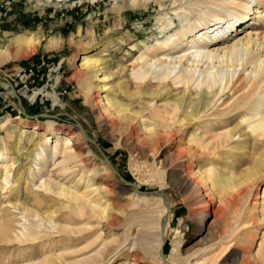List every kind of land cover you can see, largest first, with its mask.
Returning <instances> with one entry per match:
<instances>
[{"label": "rangeland", "instance_id": "1", "mask_svg": "<svg viewBox=\"0 0 264 264\" xmlns=\"http://www.w3.org/2000/svg\"><path fill=\"white\" fill-rule=\"evenodd\" d=\"M247 1L252 10L247 12L240 30L233 32L226 44L235 40H230L234 35L239 38L246 32L256 38L257 43L264 38V6L260 5L259 9L262 15L256 14L257 1ZM124 2L0 0V76L11 84L0 79V124L7 120L11 125L8 134L0 130V139H9L20 131L21 125L27 126L19 147L5 151V145L0 142V153H6L8 163H12L8 183L5 188H0L3 191L0 192V209L11 213L16 222L15 239L0 242V264H41L39 261L49 254L61 264H160L156 260V251L149 247L148 253L142 246L143 242L156 239L155 222L163 209L162 203L155 201L159 195L153 192L157 191L166 195L161 199L167 202L172 214L162 248L165 259L168 257L175 264H203V260L215 254V264H231L235 257V264H264V258L257 254L264 231L261 216L264 177L253 187L239 219H227V234L230 235L222 236L216 242L231 243L232 248L220 253L212 232L220 234L226 215L223 205H218L215 193L207 190L202 192V195L207 193L204 198H194L192 192L177 189L170 181L173 179L171 168L180 162L188 166L187 172L195 178L198 166L203 169L206 163L200 162L201 151L192 154L191 161L180 160L172 155L175 143L166 147L161 142H153L147 136L152 126L142 127L137 122L138 115L134 118L138 125L132 127L125 119L119 121L116 113L101 107L109 96L140 110L143 103L136 94L145 90L131 77L132 61L171 33L176 36L183 33L182 38H190L192 32L205 26L190 32L186 23L193 20V13L162 11L153 0L146 9L124 10L119 15L117 6ZM30 33L40 36L39 43L28 47L17 44ZM252 44L254 49H259V45ZM179 46L170 54H180L184 46ZM222 46L221 40L217 42L216 47ZM260 52L264 53V43ZM6 54L9 58L3 60L2 56ZM86 55L103 61L84 70L79 65ZM202 64L195 74L199 79L205 74L201 70L206 63ZM219 68L213 70L212 75H230V69ZM102 73L106 74L105 80L101 79ZM244 75L247 76L248 71L240 72V78ZM246 81L248 84L249 78ZM245 89L234 95L227 92L223 104L219 105V101L207 111V114L213 113L212 116L199 120L202 122L199 132L206 131V136L223 132L225 129L220 122L223 113L233 103L240 102ZM148 113L147 110L141 115L146 118ZM39 114L49 116H37ZM32 125L38 126L37 131ZM79 126L96 146L84 140ZM49 127L78 135L72 158L65 163L68 170L64 173L59 170L58 163L62 154L50 156L49 148L55 137L49 142L46 156L37 157L41 138L46 135L43 129ZM190 132L189 129L187 134ZM29 135L33 137L30 139ZM179 143L184 153L193 152L194 148L187 144L186 138ZM59 144L62 147V140ZM102 155L121 178L136 184L144 193L127 190L131 187L109 168ZM17 173H21L18 179ZM48 180L77 195L82 194L83 198L49 192L45 198L41 197L42 203L26 200L31 192L35 193L34 198L40 194V185ZM85 199L95 204L90 205ZM206 203L213 207L215 214L209 213L202 228L197 230L194 220ZM164 206L166 208V204ZM191 212L198 214L194 216ZM26 229L35 230L32 239ZM253 238L255 243L252 244Z\"/></svg>", "mask_w": 264, "mask_h": 264}, {"label": "bare ground", "instance_id": "2", "mask_svg": "<svg viewBox=\"0 0 264 264\" xmlns=\"http://www.w3.org/2000/svg\"><path fill=\"white\" fill-rule=\"evenodd\" d=\"M153 1L157 6L161 7L162 11H171L176 14L182 10L184 12L188 11L190 14L193 13V20L191 22L189 20L186 23L188 25L187 29L190 32L196 30L199 26L201 27L203 24L205 26L192 32L190 38H182L185 36L183 33L179 36L171 33L163 40H157L154 45L150 46L148 51L146 50L147 53H141L132 61L131 77L136 79L145 90L144 93L136 94L137 99L143 103L140 110H134L121 101L109 96L106 98V103L101 105V107L106 111L116 113L119 121H124L125 119L126 124L132 127L138 125H135L134 122V118L138 115L137 122L142 127L152 126L147 136L153 142H161L166 147L175 143L172 155H176L180 160L187 159L191 161V155L193 154L194 156L195 152L200 153L201 151L202 158L200 162L204 161L206 163L203 169L198 166L195 172V178L191 177L188 173V166L180 162L175 164L176 167L171 168L173 179L171 178L170 181L173 187L192 192L191 194L194 195L191 196H195L194 198H204L207 193H203L202 195V192H206L207 190L215 193L218 205H223V210L226 215L224 225L219 231L220 234L218 235V231L212 232L213 240L216 242L218 238L222 236L226 238L230 235L229 233L227 234V219H239L244 203L250 196L253 187L264 177V53L260 52L264 38L257 43L256 38L253 39L250 33L246 32L244 36L239 38L234 35L230 40L233 38L235 40L230 44H226L228 37L232 36L233 32L237 33L240 30V26L245 22L244 19L247 12L252 10L250 2L247 0ZM252 1H257L255 3L254 13H261L262 15V11H259V9L260 5L264 6V1ZM149 3L150 0H125L124 4L117 6L119 8L116 9L117 13L121 15L124 10L146 9ZM206 22L208 25H206ZM183 28L181 30L184 31ZM30 34L28 37L19 39L17 44L28 47L39 43L40 36ZM220 40L223 46L216 47L217 42ZM253 42L255 45L260 46L258 50L253 48ZM180 44L184 46L181 51L179 50L180 54L176 56L170 54V51L180 47ZM17 48L19 47L17 46ZM2 58H4L3 60H7L9 56L6 54ZM102 61L101 58L86 55L82 58L79 66L87 70L94 68L97 63L99 64ZM200 63H206V66L201 70V73L205 74L199 79L195 74L197 71H200ZM218 67L230 69V75L220 77L216 76L215 73V75H212L213 70H217ZM118 68H120V71H123L120 65ZM242 70L248 71V75L240 78V72ZM248 78L249 83L247 84L246 80ZM101 79H106L105 73H102ZM244 87L246 88L245 93L240 102L233 103L223 113L222 119H220L221 125H223V129L225 130L208 136H206L207 134L204 130L199 132L200 128H202L199 127L202 124L199 120L210 115L212 116L213 114H207V111L213 108L219 101L221 102L219 105L223 104L222 99L227 97V92L231 91L232 95H234ZM150 88H153V90ZM159 101L160 104L158 105L157 103ZM147 110L149 113L144 118L141 113L143 114ZM9 124L7 120L3 121L0 124V130L8 134L10 132V128L8 127H11ZM26 127V125H21L20 131L15 136H10L11 138L9 139L5 137L0 139V142L5 145V151H8L12 147H19V143L23 139L22 136L26 132ZM32 128L34 131H37L38 126L32 125ZM188 128L191 132L187 134ZM43 133L46 135L41 138L43 140L41 141L40 153L37 156L38 159L46 156V149L48 148L49 142L52 137H55L53 145L49 148L50 156L54 157L57 153L62 154V160L58 163L60 165L59 170L64 173L68 170L65 167V163L72 158V149L76 145V136L78 135L74 132L68 133L67 131H61L60 129L52 127L43 129ZM137 134L135 136L139 138L140 135L138 134V136ZM32 137L33 135H29L30 139ZM183 137L187 139V144L192 145L194 148L193 152L188 150V152L184 153V150H181L179 142ZM60 140H62V147L59 144ZM11 164L8 163V155L6 153H0L1 189L5 188V185L8 183ZM44 164L46 162H43ZM20 176L21 173H17V179ZM39 188H42L40 194L34 198L33 194L35 193L31 192V196H27L26 200H30L33 203H42V198H45L46 193L49 192H55L59 196L64 194L71 198H83L82 194L79 193L77 195L76 192L74 193L68 188L50 180L42 182ZM127 190L131 191L134 188H127ZM257 195L258 191H256L255 196L257 197ZM155 198V201L158 203L161 202L163 206L159 218L155 222L157 231L156 239L155 241H145L142 243V246L148 253V248H153L156 251L155 256L157 262L166 264L159 254L161 235L165 236L169 230L172 214L169 213V209L167 210L165 208L164 205L167 202L164 199H161L160 196ZM262 198L261 216L264 218V189ZM206 199L208 198L206 197ZM85 201H88L90 205L95 204V202L91 204V201L88 199H85ZM208 205L209 203L205 204L200 216L197 212L198 216L196 213L191 212L194 216H197L194 220L197 230L202 228L203 220L209 213L215 214L213 207L210 208ZM4 212V209H0V242L8 243L10 240H13V237L14 239L16 237L14 226L16 222L14 223L15 219H13L11 213ZM28 212L30 214V211ZM33 220L35 219L33 218ZM160 222L164 224L161 231L159 228ZM34 229H26L30 238L32 236L31 234L35 231ZM260 239L257 254L261 258H264V231ZM228 242H231V240ZM253 243H255L254 238L252 239ZM215 245L219 246L220 253L227 252L232 248L231 243L227 244L223 241L216 242ZM221 245H224V247ZM216 257L217 255L214 254L203 261L205 264H215ZM54 258L49 254V257L39 262L41 264H61L60 261H54ZM166 259L167 263L175 264L174 260L168 257ZM236 261L235 257L231 261V264H235Z\"/></svg>", "mask_w": 264, "mask_h": 264}, {"label": "water", "instance_id": "3", "mask_svg": "<svg viewBox=\"0 0 264 264\" xmlns=\"http://www.w3.org/2000/svg\"><path fill=\"white\" fill-rule=\"evenodd\" d=\"M0 79H3V80L6 81L8 84H10V82H9L6 78L0 76ZM10 85H11V84H10ZM13 92H14V90H13ZM15 96H16V95H15ZM16 98L18 99V96H16ZM18 103H19V106H21L19 101H18ZM40 115H42V116H49V115H47V114H39V115H37V116H40ZM79 130L81 131L84 140H86V141L91 142L92 144H94V142H93L92 140H90V139H88V138L86 137L84 130H83L80 126H79ZM94 145H95V144H94ZM95 146H96V145H95ZM102 156H103V158H104V162H105V163L109 166V168H110V169H111V170H112V171H113V172H114V173L120 178L121 181H123L124 183H126L127 185H129V187H133V188H134V192H136V193H144L143 191H141V190L138 189V187L136 186V184L131 183V182H128V181H125L123 178H121V177L119 176V174L114 170V168L112 167V165L110 164V162L107 160V158H106L104 155H102ZM153 193L158 194V195H159L160 197H162V198H166V195H165L163 192H161V191H157V192H153ZM166 209H167V210L169 209L168 204H166ZM163 227H164L163 222H160V231L163 229ZM164 242H165V236L161 235L160 257L164 260V262H167L166 259L163 257V254H162V248H163ZM166 264H168V263H166Z\"/></svg>", "mask_w": 264, "mask_h": 264}]
</instances>
